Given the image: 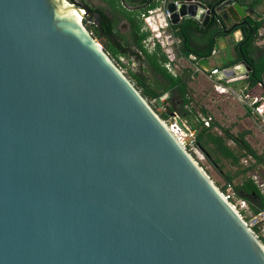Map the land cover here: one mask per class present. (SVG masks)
<instances>
[{
    "label": "water",
    "instance_id": "1",
    "mask_svg": "<svg viewBox=\"0 0 264 264\" xmlns=\"http://www.w3.org/2000/svg\"><path fill=\"white\" fill-rule=\"evenodd\" d=\"M165 8L171 24L224 32L250 11ZM83 20H101L83 0H0V264H264V243ZM240 64L218 78H247Z\"/></svg>",
    "mask_w": 264,
    "mask_h": 264
},
{
    "label": "trees",
    "instance_id": "2",
    "mask_svg": "<svg viewBox=\"0 0 264 264\" xmlns=\"http://www.w3.org/2000/svg\"><path fill=\"white\" fill-rule=\"evenodd\" d=\"M112 9H115L126 16L132 25V45L127 47L115 46L107 38L106 42L100 38V32L90 23L83 20L85 26L92 32L93 36L98 38L105 51L113 60L122 68L126 67L125 74L140 90V92L149 101L154 100L153 106L158 103L162 95H166V99L162 101L164 110L159 114L162 118H167L172 112H176L180 117L187 118L191 128L196 130L195 145L204 154L206 159L216 168L221 159L230 160L233 164H238L240 157L249 156L252 159L247 166H244L231 175H226V183L220 186L225 193L228 186L231 187L233 196L243 200L250 211V216H244L245 209H240L241 215L248 222L251 217L258 215L264 211V192L258 183L248 171L255 169L257 165L264 168V155L257 151L246 141L239 140L237 144L242 148L243 152L237 153L227 144L230 135L225 129L215 121L210 120L208 125H204L202 121L196 120V111L191 109V96L188 82L190 72L184 68L182 72L172 73L165 64L169 62L167 53L158 41H155L152 49H148L144 45V40L151 34L144 28V22L139 15L136 17L133 12L126 10L119 0H103ZM242 2L243 0H235ZM257 1V0H255ZM90 6V5H89ZM155 3L151 2L146 9L154 7ZM92 8V6H90ZM94 9V8H93ZM145 9V10H146ZM94 10L101 12L99 7ZM101 14L105 16L102 12ZM107 22L101 20L102 30L112 34L116 25V19L107 18ZM259 22L252 17L247 16L243 23L232 28L239 27L242 31V39L235 44L236 57L230 59L223 64V68L230 67L237 63L243 62L251 67V71L246 78V86L244 88V96H253L257 100L254 105H258L264 97V86L260 83V73L264 70V48L255 45L257 38V29ZM168 29L178 42L180 54L188 56L194 55L196 58L207 57L216 46V38L225 32L219 27L215 18H211L207 25L200 29L194 19H187L183 24L169 23ZM199 35L203 39L202 45L193 44V36ZM187 47V48H185ZM120 57H124L127 63H123ZM137 63V67L131 66V60ZM201 112L206 115L204 109ZM220 129V133L215 128ZM241 176V180L237 183L233 182V178ZM229 200L232 197L229 195ZM252 230L257 234L264 243V219H259L251 224Z\"/></svg>",
    "mask_w": 264,
    "mask_h": 264
},
{
    "label": "crops",
    "instance_id": "3",
    "mask_svg": "<svg viewBox=\"0 0 264 264\" xmlns=\"http://www.w3.org/2000/svg\"><path fill=\"white\" fill-rule=\"evenodd\" d=\"M202 1L208 2V0ZM239 3L244 8L250 9L243 17L244 20L249 16L259 22L260 25L257 29V38L254 44L264 48V0H243ZM167 31V34H169L170 31L168 28ZM219 36H222L223 39H218ZM219 36L216 38V46L213 49L215 52L213 53L211 51L210 55L206 57L210 68L209 71L196 68L192 60L179 71L182 72V70L186 68L190 72V79L188 82L192 99L190 107L193 109L195 104L197 105V110H200V112L201 109H204L206 115L202 114L204 116H209L212 121H215L222 129H225L230 135L231 140H244L249 143L257 153H263L264 131L261 126L264 124V121H262L258 114L251 111L248 105L240 100L241 94H243L242 91L247 84L246 78H236L234 80L219 79L217 73H210V70L213 68L221 70L225 62L236 57L234 46L242 39V31L237 27ZM203 43L201 36H193L194 45L199 46ZM163 49L166 51L167 55H170L168 56L169 59L173 61L174 51L170 46L169 48H164L163 45ZM177 56L180 59H184L181 54ZM232 67L235 69V74L243 72L240 63L232 65ZM257 119H260V122L259 120L257 121ZM227 125L233 126L225 128ZM215 130L220 133L219 128L216 127ZM226 142L230 146L228 140Z\"/></svg>",
    "mask_w": 264,
    "mask_h": 264
},
{
    "label": "rangeland",
    "instance_id": "4",
    "mask_svg": "<svg viewBox=\"0 0 264 264\" xmlns=\"http://www.w3.org/2000/svg\"><path fill=\"white\" fill-rule=\"evenodd\" d=\"M84 1L86 3L92 4V5H104V1L103 0H84ZM167 32L168 31H167V28H166L164 30V32L161 33V36L159 38L160 40H162V48H163V45H164V48H169V46H170V48L172 50H174V52H175V49H177L176 46L178 45V42L176 41V39L165 37V35H167ZM96 39L101 44L100 40L98 38H96ZM120 59L122 60L123 63H127L126 58L121 57ZM130 64H131V66L133 68L137 67V63L134 60H131ZM187 64H189V63H187L186 60L180 59L176 55L174 57L173 61H171V64H170L169 68H170V71L172 73H177L184 66H186ZM121 69L125 73L126 67H122ZM165 99H166V95H162L159 98L158 103H156V105L154 106L155 110L158 113L162 110L160 104ZM240 100L243 101L246 105L249 102L248 97H245L243 94H241ZM150 103L153 105V101H150ZM194 108H195L196 112L198 111L196 113L197 116H204L202 114V112H200V110H197V105L194 104ZM183 119H185L186 123L189 124V121H188L187 118H183ZM258 120L260 122V119H257V121ZM232 126L233 125H227V126H225V128H227V127L230 128ZM261 127H262V130L264 131V124ZM227 140L230 143V147H232L237 153L243 152L242 148L237 144V141H239V139L231 140V138H228ZM255 142H257V141H255ZM190 151L197 158V160L199 161L201 166L205 169V171L209 174V176L213 179V181L219 187L226 183V179H225L226 175H231L236 170H238V169H240V168H242L244 166H247L250 162H252V159L249 156L240 157L238 164H233L230 160H227V159H221L218 162V165H217V167H219V168H216L206 159L204 154L197 147L192 148V150H190ZM262 154H264V152ZM247 174H251L254 177V179L256 180L257 183H260V182L264 181V168L261 165H257L255 169H252V170L248 171ZM240 180H241V176L240 175L236 176L235 178H233V182L234 183H237ZM263 188L264 187H262V189ZM225 194L230 195L232 197V201H233L232 203L239 211H240V209H245V212L243 214L244 216L245 215L246 216H250L251 215L250 211L248 210L247 204L243 200H241L240 198H237V197L233 196V192H232L230 186H228L226 188ZM250 220L252 221L253 218L251 217Z\"/></svg>",
    "mask_w": 264,
    "mask_h": 264
},
{
    "label": "built area",
    "instance_id": "5",
    "mask_svg": "<svg viewBox=\"0 0 264 264\" xmlns=\"http://www.w3.org/2000/svg\"><path fill=\"white\" fill-rule=\"evenodd\" d=\"M169 0H153L155 3L154 7L144 10L141 13V18L144 22V28L150 31V35L143 41L144 45L148 49H152L155 41H158L162 46V40H160L161 33L164 32L166 28L169 26V12L166 10L165 6ZM165 37H169V34L165 35ZM214 53L215 50H212ZM170 56V55H168ZM121 58V57H120ZM190 59L192 62L194 61V66L199 68L196 64L198 58L194 55H190ZM171 60L165 64V66L170 70L169 66ZM218 72L217 68H213L210 70L211 74H215ZM249 98L248 107L251 111L258 114L262 121H264V97L262 101L258 105H254V102L257 100L256 97L253 96H245ZM154 102V100H152ZM161 109L164 110V105L160 104ZM167 123L170 130L179 138V140L186 146L188 150H192V148L196 147L195 145V135L196 130L191 128L189 124L186 123L185 119L180 117L176 112H172L167 116V118H163ZM196 120H200L204 125H208L211 118L209 116H197ZM180 121V123H179ZM259 187L262 189L264 187V182L258 183ZM264 192V188L262 189ZM227 197L229 195L225 194ZM253 220H249L247 223L251 226V224L255 223L259 219H264V211L260 212L258 215L252 217Z\"/></svg>",
    "mask_w": 264,
    "mask_h": 264
},
{
    "label": "flooded vegetation",
    "instance_id": "6",
    "mask_svg": "<svg viewBox=\"0 0 264 264\" xmlns=\"http://www.w3.org/2000/svg\"><path fill=\"white\" fill-rule=\"evenodd\" d=\"M125 1L130 5L138 6V8L136 10H129V11L133 12V14L136 17H139V15H141V13L146 9V8H143L142 5L147 0H125ZM88 5L92 6V8H94V9L96 7H99L100 11L105 15V16H103L101 14V12H99L101 14V20H104L107 22L106 17L110 18L112 20L116 19V25L114 27L112 34H109V33L102 30L101 20L99 22V26L96 23H90L92 26H95L99 30L100 38L102 41L106 42V39L109 38L113 45H115V46L123 45L125 47H127L129 44L130 45L133 44V42H132V25L124 14H122L121 12H119L115 9H112L106 2H104V5H92V4H88ZM169 38L175 39L171 33H169ZM176 48L177 49H175L173 57L180 54V52L178 51L179 50L178 46H176ZM185 48H187V47H185ZM189 55H191V54H189ZM182 57L184 58V60L187 61V63L190 62L185 56L182 55ZM132 60H134V58Z\"/></svg>",
    "mask_w": 264,
    "mask_h": 264
},
{
    "label": "bare ground",
    "instance_id": "7",
    "mask_svg": "<svg viewBox=\"0 0 264 264\" xmlns=\"http://www.w3.org/2000/svg\"><path fill=\"white\" fill-rule=\"evenodd\" d=\"M80 18V17H79Z\"/></svg>",
    "mask_w": 264,
    "mask_h": 264
}]
</instances>
